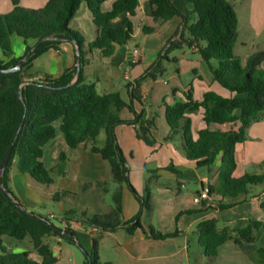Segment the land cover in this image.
Here are the masks:
<instances>
[{
    "label": "trees",
    "instance_id": "obj_1",
    "mask_svg": "<svg viewBox=\"0 0 264 264\" xmlns=\"http://www.w3.org/2000/svg\"><path fill=\"white\" fill-rule=\"evenodd\" d=\"M105 2L46 0L43 7L31 9L21 6L20 0H12L13 9L0 12V71L13 69L27 58L20 71L7 74L0 72V166L22 126L5 175L1 178L4 188L0 184V264H56L57 259L49 246L44 244V238L56 236L68 244L76 243V235L69 226L62 229L45 217L19 208L15 203V200H19L10 188V174L14 166L20 175L30 176L40 185L49 187L54 184L43 158L46 145L56 137L57 123L72 150L92 142V153L99 154L108 162L114 182L125 184L140 203L138 214L123 225L127 227L128 233L133 234L140 229L155 240L178 236V231L161 234L156 233L151 226H147V230L143 228V212L150 211V192L146 190L141 196L132 186L128 164L117 140L116 127L132 125L136 127L139 140L148 146L156 144L152 134L154 119L144 120L142 114L135 111L134 101L140 102L136 87L129 86L130 101L126 102L118 93H98L96 85L87 82L84 77V68L90 63L91 54L98 52L101 58L109 59L114 56L117 47L126 46L134 40L132 18L136 15L139 0H116L107 12L102 9ZM186 2L193 8L182 12L172 0H149L152 25H143L142 34H156L175 17L182 19V28L175 35L178 39L172 40L168 51L183 44L196 47L216 83L230 96L207 92L199 102L194 99L193 92L188 91L185 93L186 101H177L167 108L166 121L173 137L182 135L189 162L197 168L207 169L220 162L219 184L208 187L211 197L218 195L221 199H235L247 196L251 187L264 185V162L259 166L260 173L235 178L236 147L246 142V129L264 113V71L260 68L264 54H255L245 65L242 64L235 52L238 41L237 14L228 0ZM82 4H86L92 13L96 28V37L92 41L73 24ZM122 16H125L124 20L115 24ZM15 37L22 39L26 45L23 57H13ZM31 41L35 42L33 46L28 45ZM74 42L80 47L79 51L76 49L79 55L75 67L55 79L34 80L28 71L35 59L49 50H57L63 43ZM126 108L133 114L132 120L120 118V112ZM199 110H203L206 128L198 130L194 139L192 120L186 117V113ZM238 122L241 125L238 130L214 129L215 126L235 125ZM102 131L106 132V141L103 147H99L97 139ZM63 159L64 155L60 160ZM58 197L59 194L53 195L55 201ZM114 199L116 207L111 213L103 219L83 217V223L97 228L101 233L116 231L121 225L118 221L121 201L119 195ZM231 207L232 204L215 201L213 209ZM191 213L194 211L180 213L176 221ZM63 217L73 220L71 218L77 219V214L68 211ZM260 227L261 223L252 219L240 221L234 228L221 227L216 219L205 220L197 226L199 244L206 256L210 254V257H217L220 247L229 241L237 245L254 243ZM28 238L42 258L40 262L30 258L31 253L28 251L11 253L7 249V241L23 242ZM98 246L99 237L93 235L91 252L83 250L84 264H96ZM257 256L262 258L259 264H264V249H259Z\"/></svg>",
    "mask_w": 264,
    "mask_h": 264
},
{
    "label": "crops",
    "instance_id": "obj_2",
    "mask_svg": "<svg viewBox=\"0 0 264 264\" xmlns=\"http://www.w3.org/2000/svg\"><path fill=\"white\" fill-rule=\"evenodd\" d=\"M115 1L116 0H106L102 8L103 11H110ZM172 1L182 12L192 10L193 8L186 0ZM228 1L235 9V4L230 0ZM45 3L46 0H34V3L20 0L21 6L31 9L43 7ZM12 9V0H0V12L5 13ZM241 10L242 17L238 23V41L235 52L240 57L242 64L245 65L253 55L264 54V0H243ZM150 13L151 7L149 5V0H139V7L135 17L132 18V22H138V31L140 34H142L143 25H152V20L149 17ZM124 18L125 16L120 17L115 21V24H120ZM73 24L76 28L85 32L89 41L95 39L96 28L93 24L92 13L86 4H82L80 7ZM181 28L182 19L175 17L166 23L158 33L148 36L142 35L146 38L160 33H166L167 36H171L174 34L176 35L177 31ZM176 39H178V37H175V40ZM34 44L35 42L33 41L28 43L29 46H33ZM131 44L137 46L135 42V33L134 40L126 46L117 47L112 58L103 59L99 56L98 52H94L90 55V63L84 68V77L87 82L96 85L98 93H118L126 102L130 101V88L138 85L135 84L132 87L128 76L134 67H139L147 62L146 55L141 54L137 63H131V54L128 52V47ZM25 48L26 45L22 39L17 37L13 39V57L19 58L22 56L25 53ZM187 48L188 60L185 66H183L184 68L181 66L180 62L177 61L175 67H172V69L168 68V71L161 72L152 82L145 80L141 86H138L140 89L138 95L140 97V102L134 101V108L137 113L142 114L144 120L154 119L156 125L152 134L157 133V123L160 124L166 135L168 134L169 136L171 134V129L166 121L167 108L173 106L177 101H186L185 93L188 91H192L194 99L199 102L203 100L207 92H215L224 97L230 96L226 90L216 83L213 73L199 54L198 49L196 47ZM76 57V46L72 43H63L57 50H49L35 59L28 72L34 76L35 81L40 82L45 78L55 79L60 77L66 70L77 65ZM167 63L170 64V62ZM260 68L264 71V59ZM129 86L131 87L129 88ZM154 112L159 114L157 122ZM262 114L264 115V113ZM262 114L257 119H264ZM186 117L192 120L193 136L194 139H196V132L206 128V124L203 120V110L188 112L186 113ZM120 118L128 121L132 120L134 116L130 110L126 108L120 112ZM225 126H234L233 130H238L241 125L238 122L235 125L215 126L214 129L227 131L224 129ZM255 126H257V128L254 130L252 126L247 129L246 142L236 147L237 169L233 175L235 178H240L245 174L261 172L259 166L264 162V121ZM56 127V137L46 145L43 158L46 169L49 170L51 174H53L54 171H56L57 174L56 178H53L54 184L48 187L50 193L47 195L53 198L54 194H59L58 200H53L57 204L63 206V214L72 208H76L78 209V211L75 212L77 218H89L85 212L93 213V215L111 213L116 207L115 199L113 198L111 203L104 204L100 200L99 189L97 187L92 188L94 183H101L109 179L108 170L110 169L111 171L110 165H107L106 161L103 160L99 154L92 153V142H87L77 149L72 150L59 131V123L56 124ZM115 132L119 140L118 142L121 144L122 140L130 144L132 143V145H134L133 143L141 141L137 138L136 127L132 125L118 126ZM104 134L106 136V132L102 131L97 139V146L99 147H103L105 144L106 138L102 145L99 142V138ZM162 140H164V138ZM172 141H178L174 150L177 153L175 159L178 163L179 170L183 173L196 172V177L194 179L186 176L179 179L173 178L172 181L166 183L157 182V185L160 186L157 192L158 194L161 193L160 197L162 196L159 228L161 231L166 230L163 231L162 234H171L178 231V236L166 240H155L149 238L140 229L133 234L128 233L127 227H123V225L138 214L141 206L130 190L127 187H122L119 194L121 214L118 218L121 225L114 232L90 233L89 239L84 242L85 250L89 253L91 252L92 237L94 235L99 237L98 254L100 257H104L105 250L109 249L112 253L118 255L119 261L123 264H167L169 261H178V264H204L205 261L203 257L205 253L203 247L199 244V236L197 233V226L201 222L209 219H216L220 222L221 227L234 228L237 226L238 222L252 219L261 223V227L256 233L255 242L252 244L237 245L233 241H229L220 247L218 253L220 255L222 253V255L225 256L223 258V264H257L255 259L257 258V252L259 249H264V185L251 187L247 196L242 195L235 199H221L218 195L212 196L215 201H223L225 205L232 204V207L229 209L220 210L207 208L205 203L198 205L195 203V198L203 189L216 184L218 174L214 175L213 166L208 170V176H199L198 171L204 168H197L194 163L187 160L182 135L179 134L175 136ZM166 142L167 139L163 144H156L163 147L167 146L165 145L167 144ZM170 152L173 153L172 150ZM62 155H69L71 157L68 163H65L63 166L60 165V157ZM78 160L79 165H75V161ZM67 164H69V166ZM111 177L113 180L112 171ZM10 178V188L11 186L15 187L17 194L15 196L18 198L19 202L28 211L35 213L34 209L42 201L40 196L43 194V186L35 182L30 176L20 175L15 166L11 170ZM181 181H183V184H181ZM193 181L199 189L190 191L189 188L193 186ZM18 183L23 185L24 192L18 190ZM174 183L177 184V195L182 193L180 188L185 190L183 198L180 199V197H177L179 199L175 202L170 201L174 195L172 192L173 189L170 186H173ZM114 184L118 185L115 182ZM140 190H142V188ZM82 196V202H79ZM186 211H194V213L186 216L183 215L176 221L177 214ZM154 212L155 210H153L152 213ZM161 213H166V216H161ZM51 214L53 213H50V215ZM143 216L141 220L143 228L147 226L152 227V224L148 222V216ZM57 218L56 216V219ZM59 220H61L60 228L65 229L69 226V228L74 231L70 225L71 220H66L63 215L59 217ZM153 228L156 229L155 227ZM161 231L159 232L161 233ZM75 240L77 241L76 237ZM9 241L13 244H17L15 241ZM43 242L45 245L49 246V248L52 246V248H59V250L64 249L62 245L72 246V244H68L56 236L46 237ZM30 245L32 250L20 249V246H16L15 250H10L9 247H7V249L11 253L28 251L31 253L30 258L40 262L42 258L34 249L31 242ZM192 248L194 249L193 252L191 250ZM72 256L74 258L69 264L85 263V256L83 253L81 256L77 257L73 252ZM58 263L59 261H57L56 264ZM175 263L177 264V262Z\"/></svg>",
    "mask_w": 264,
    "mask_h": 264
},
{
    "label": "rangeland",
    "instance_id": "obj_3",
    "mask_svg": "<svg viewBox=\"0 0 264 264\" xmlns=\"http://www.w3.org/2000/svg\"><path fill=\"white\" fill-rule=\"evenodd\" d=\"M28 3H34V0H25ZM235 4V11L237 14V20L238 23L241 20L242 17V10H241V4L243 0H230ZM133 31L135 33V44H131L128 47V52L132 54L133 50L135 48H138L140 51V56L141 54H145L147 58V62L144 65H141L139 67H134L130 74H129V81L131 82V86L133 87L135 84L138 86L142 83H144L145 80H149L152 82V80L156 79L159 74L163 71H168L169 69H172V67L176 66V62L179 61L181 66H185L186 61L188 60V46L187 45H182L181 47L174 48L170 51H168V48L170 46V43L172 40L175 39V34L171 36H167L166 33H160L158 35H154L150 38L144 37L142 34L139 33L138 31V22L134 21L133 22ZM178 41V40H177ZM184 47V48H183ZM127 50V49H126ZM24 54L20 57H23ZM183 59V61H182ZM167 62H170L167 63ZM262 63V62H261ZM184 68V67H183ZM151 74L156 75L155 77H152ZM142 78H145L142 80ZM136 86V93L139 95L140 89L139 87ZM155 113V119L157 122V117L158 113ZM262 116H264L262 114ZM264 119H256L254 120L250 126L247 128L249 129L251 126L253 127V130L257 128L255 126L256 124H259L260 122H263ZM156 125V123H155ZM158 130L157 133L153 134L154 139L156 143H161L163 144L165 140L167 139V146L160 147L157 144H153L151 146L145 145L146 143L138 141L137 143H128L127 141L122 140V144L119 143L123 154L125 156V159L128 164L129 168V179L134 187V189L139 193V195L143 196L145 194L146 190H149L150 192V211L144 210L143 214L144 216H148V222L149 224H152V228L155 227L154 231L156 233H160L159 231V218H160V207L162 206V196L160 197V194H158L157 190L160 188L159 185H157V182L159 183H166L169 181H172L173 178H181V177H190V178H195L196 177V172H188V173H183L182 171L179 170L178 168V163L175 159V155L177 154L176 151L174 150L175 147L177 146L178 141H172L173 137L172 133L168 136L166 135L160 126L159 123H157ZM234 126H225V130L233 129ZM247 129L245 131L246 134V140H247ZM154 131V130H153ZM152 131V133H153ZM117 136V135H116ZM159 137V138H158ZM105 134L102 135L99 138V142L102 145L105 141ZM164 138V140H162ZM118 140V137H117ZM119 141V140H118ZM172 150L173 153L170 151ZM155 151V152H154ZM63 160L61 161V166H63L65 163H68V161L71 159L69 155H64ZM61 159V157H60ZM108 165V163L106 162ZM69 166V164H67ZM75 165H79V160L75 161ZM219 167H220V162L214 165L213 170H214V175H217L219 173ZM109 168V166H108ZM209 169L204 168L198 171L199 176H208L209 175ZM52 178H56L57 174L56 171L53 172ZM108 175L109 179L93 184L92 188H98V192L100 195V200L102 203L107 204L111 203L113 198H115L117 195L120 194L121 188L124 187L126 188L127 186L125 184H114L112 177H111V171L110 169L108 170ZM181 184H183V181H181ZM219 184V175L217 177V182L215 185ZM141 185V187H140ZM43 186V185H42ZM177 184L174 183L173 186H170L173 189L174 195L172 196V199L170 201H177L180 197L183 198V194L185 193V190L180 188L182 190V193L180 195H177L176 189H177ZM18 190L21 192H24V188L22 184H17ZM142 188V190H140ZM12 192L16 194V189L15 187L11 186ZM139 189V190H137ZM199 189V187L196 186V184L193 181V186L189 188L190 191ZM42 193L41 198L42 201L36 208L34 209V212L42 217L47 218L51 223L54 225L61 227V220H59V217L63 215V206L57 204L52 197H49L47 194L50 193L49 189L47 186L42 187ZM176 193V194H175ZM80 197V196H79ZM78 198V197H77ZM83 196L80 199L79 202H82ZM171 204V203H170ZM159 208V210H158ZM91 209V208H90ZM153 210H155L154 213ZM158 210V212H157ZM69 211L76 212L78 209L72 208ZM86 211V210H85ZM91 211V210H90ZM157 212V213H156ZM50 213H53L56 215L58 218L57 219H51L49 217ZM90 219L94 217H99V218H104L107 214H102V215H93V213L90 214L85 212ZM92 215V216H91ZM165 215L161 213V216ZM180 214H177L176 219L178 218ZM143 216V217H144ZM186 216V214H185ZM182 217V216H181ZM71 227L74 229V233L76 235L77 241L75 244H72V246L68 245H62L64 247L63 250H59V248H50L51 252L53 253L54 257L59 261L58 264H69V262L72 261L74 258L72 256V253L74 252L77 257L81 256L83 253L84 248V242L89 239V234L93 233V227L90 225L83 223L82 218H71ZM180 219V218H179ZM152 221V223H151ZM147 230V227L145 228ZM166 231V230H163ZM161 231V234L162 232ZM17 244L11 243V241H7V247H9L10 250H15L16 246H20V249H27V250H32V247L30 245V239H26L23 242H18L15 241ZM62 249V248H61ZM69 250V251H68ZM192 252L194 249H191ZM61 251V252H60ZM99 251V248H98ZM211 255L208 254L207 256L205 255L203 257L204 259V264H223L224 260L223 258L225 256L221 255L218 253L217 257H210ZM257 261V264L262 260L260 256H257L255 258ZM175 262L178 261H169L167 264H176ZM123 264L122 262L119 261L118 255L115 253H112L111 250L107 249L105 250L104 257H100L99 254H97L96 258V264Z\"/></svg>",
    "mask_w": 264,
    "mask_h": 264
},
{
    "label": "water",
    "instance_id": "obj_4",
    "mask_svg": "<svg viewBox=\"0 0 264 264\" xmlns=\"http://www.w3.org/2000/svg\"><path fill=\"white\" fill-rule=\"evenodd\" d=\"M74 44L77 46L76 49L79 51L80 47L78 46V44L75 43V42H74ZM31 53H32V51L28 54V56H30ZM77 55H79V53H78ZM26 60H27V58H26L25 60H23V62H22L19 66L15 67V68H13V69L6 70V71H0V72H1V73H6V74H7V73H14V72L20 71V70L23 68V66H24V64H25V62H26ZM79 65H80V61H78V66H79ZM75 82H76V80L73 82V84H74ZM21 98H22V97H21ZM21 128H22V126H21ZM21 128H20L18 134L16 135L15 139L13 140L12 144L10 145V147H9V149H8V152H7L5 158H4V160H3V162H2V164H1V166H0V184H1V187H2V188H4V186L2 185L1 178L5 175V171H6V168H7L8 162H9V160H10V157H11V154H12V151H13V148H14V146H15V143H16L17 139H18V136H19V133H20V131H21ZM15 203H16V205H17L19 208H21V209H26V208H25L20 202H18V201L15 200ZM29 212H30V211H29Z\"/></svg>",
    "mask_w": 264,
    "mask_h": 264
},
{
    "label": "built area",
    "instance_id": "obj_5",
    "mask_svg": "<svg viewBox=\"0 0 264 264\" xmlns=\"http://www.w3.org/2000/svg\"><path fill=\"white\" fill-rule=\"evenodd\" d=\"M140 58V51L138 48H135L131 54V63L135 64ZM195 203L200 205L205 203L207 208L215 207V200L209 195V189L205 188L202 192L195 198ZM51 219H56V216L51 214L49 216ZM99 232L97 228H93V233Z\"/></svg>",
    "mask_w": 264,
    "mask_h": 264
}]
</instances>
